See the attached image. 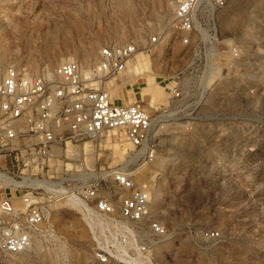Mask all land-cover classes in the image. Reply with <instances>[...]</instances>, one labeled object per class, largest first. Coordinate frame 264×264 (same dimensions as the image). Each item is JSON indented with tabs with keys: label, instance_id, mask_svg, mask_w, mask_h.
Returning <instances> with one entry per match:
<instances>
[{
	"label": "rangeland",
	"instance_id": "rangeland-1",
	"mask_svg": "<svg viewBox=\"0 0 264 264\" xmlns=\"http://www.w3.org/2000/svg\"><path fill=\"white\" fill-rule=\"evenodd\" d=\"M169 1L0 0L1 68L6 71L11 63L36 73L46 62L53 68L59 50H69L84 67L102 45L134 42L141 48L160 34L154 49L137 51L138 69L127 65L129 73L105 84L114 95L142 100L155 116L164 115V128L156 129L157 164L143 169L159 173V197L149 206L167 228L152 249L154 262L264 264V0H229L216 12L210 27L218 39L214 58L227 44L239 51L222 73L216 61L209 68L211 38L201 42L194 33L187 45L169 39ZM119 82L130 85L118 87ZM173 85L181 88L179 101L170 97ZM131 152L122 133L113 131L95 142L67 146L52 172L43 175L55 180L70 169L74 176L84 172L92 178L102 164H132ZM71 199L49 204L50 217L79 253L71 254L73 263L89 264V256L82 260L87 234ZM206 230L218 236L207 239ZM7 264L41 263L30 251Z\"/></svg>",
	"mask_w": 264,
	"mask_h": 264
},
{
	"label": "built area",
	"instance_id": "built-area-1",
	"mask_svg": "<svg viewBox=\"0 0 264 264\" xmlns=\"http://www.w3.org/2000/svg\"><path fill=\"white\" fill-rule=\"evenodd\" d=\"M228 2L176 0L169 39L187 45L196 33L201 42L213 34L218 41L210 27ZM161 40L154 34L141 48L152 50ZM141 48L134 42L105 44L84 67L74 60L36 73L14 66L0 78V179H5L0 185V264L30 251L41 264H74V248L55 226L49 208L68 195L79 200L88 240L85 263L156 264L152 249L167 235V228L152 216L150 189L137 176L155 159L156 129L164 128V115L155 116L142 100L128 102L105 87L125 74ZM220 50L214 60L222 73L238 59L239 51L234 43ZM221 57H227V63L221 64ZM126 85L130 83L118 87ZM170 95L181 100L180 86L173 85ZM113 131L122 133L132 147V164H102L92 178L84 172L74 176L70 169L55 180L43 175L44 170L52 172L67 145L95 142ZM47 181L52 187L45 185ZM203 235L214 239L218 232L206 230Z\"/></svg>",
	"mask_w": 264,
	"mask_h": 264
},
{
	"label": "bare ground",
	"instance_id": "bare-ground-1",
	"mask_svg": "<svg viewBox=\"0 0 264 264\" xmlns=\"http://www.w3.org/2000/svg\"><path fill=\"white\" fill-rule=\"evenodd\" d=\"M118 4H122V2H123V0H115ZM175 2L176 1H174V0H172V1H169L168 3H167V8H172V9H174V7H175ZM126 5V4H125ZM78 24V23H77ZM168 29L167 30H169L170 32H172V30H171V28H170V26H169V24H168V27H167ZM166 35H168V34H166ZM166 37L167 36H165L164 37V39H166ZM207 39H212V43H211V45H212V51H211V55H210V67L209 68H212V66H213V62L215 61L214 60V54H215V51H214V42H216V37H215V35L213 34L212 36H207L206 37ZM163 42V41H162ZM64 43H65V45H67V40H65L64 41ZM53 57H54V62H56V64H59V61L61 60V59H64V61H68V60H74V61H77V58H76V56L73 54V53H71L69 50L66 52V54H64L61 50H59V51H57L54 55H53ZM141 57H140V54L139 53H135L134 54V56H133V58L131 59V60H129V62H128V64L132 67V69H134L136 66H138L139 64H140V62H141ZM4 62V58L2 57V56H0V78L3 76V74H5V68H4V70L1 68V65H2V63ZM12 64L10 63V65H9V67H14V66H11ZM8 67V68H9ZM8 68H6V70L8 69ZM44 69H51V67H49V64H47V62H46V65L42 68V70H44ZM132 102V101H131ZM67 146H73V145H67ZM71 152L72 151H68L67 153H68V155H72V156H74V154L72 153L71 154ZM152 164H154V165H156L157 164V161H155L154 163H152ZM69 165V164H68ZM76 167H78V168H80L81 167V164H79V165H77ZM81 169H83V167H81ZM1 176V175H0ZM158 177H159V173L158 172H155V171H153V172H149L148 171V173H145V171H142L138 176H137V180L140 182V183H145L148 187H149V189H150V202L152 201V197H154V200H155V202H156V200L158 199V197H159V190L158 189H156V182H157V179H158ZM5 182V179H3V177L0 179V185H2V183H4ZM45 185L47 186V187H52V185H53V183H51L50 181H47V182H45ZM62 189H64V188H62ZM67 192V191H66ZM67 197H69V198H72V199H74L75 201H73L72 199V204H74L75 202L77 203V205L79 204V200L74 196V195H68ZM69 200V199H68ZM68 200H66V201H68ZM69 203V202H68ZM71 204V203H70ZM71 204V205H72ZM68 226H70V225H68ZM61 228V227H60ZM64 228H65V226H64ZM67 228V227H66ZM70 230V229H69ZM73 232H75V231H73ZM76 240V239H75ZM158 243H156V245H157ZM70 254H72L73 256L75 255V256H77V255H79V253H77L74 249H72L71 251H70ZM86 253L84 252V256L82 257V260H84L83 262H85V261H87L86 260V255H85ZM81 261V260H80Z\"/></svg>",
	"mask_w": 264,
	"mask_h": 264
},
{
	"label": "crops",
	"instance_id": "crops-1",
	"mask_svg": "<svg viewBox=\"0 0 264 264\" xmlns=\"http://www.w3.org/2000/svg\"><path fill=\"white\" fill-rule=\"evenodd\" d=\"M140 60H141V59H140ZM128 66H129L130 69H132V67H131L129 64H128ZM139 66H140V64H139L138 66H136L135 69H138ZM126 73H129V72H128V69H127ZM119 81H120V79H119Z\"/></svg>",
	"mask_w": 264,
	"mask_h": 264
}]
</instances>
